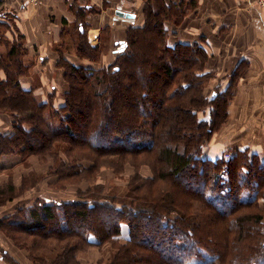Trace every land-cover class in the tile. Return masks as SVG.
I'll return each mask as SVG.
<instances>
[{"label": "trees", "instance_id": "trees-1", "mask_svg": "<svg viewBox=\"0 0 264 264\" xmlns=\"http://www.w3.org/2000/svg\"><path fill=\"white\" fill-rule=\"evenodd\" d=\"M187 7L184 1L145 0L143 27L128 28L125 46L109 66L85 70L65 65L69 91L59 108L20 88L19 78L31 64L23 60L19 39L10 42L0 29V71L5 75L0 114H8L13 127L12 133L0 134V156L56 159L54 145L63 143L70 164L60 161L57 167L61 183L77 177L76 159L91 161L96 170L105 158L119 163L138 154L161 180L202 179L191 195L171 189L146 195L135 188L129 207L107 200L36 199L22 207L27 219L17 224L20 233L30 236L53 234L31 242L35 252H44L36 261L79 264V251L117 239L124 225L125 244L112 243L114 250L102 264H264V214L257 213V201L264 202V160L246 150L227 161L203 157V146L227 120L234 78L206 98L203 91L212 77L205 72L206 51L197 43L167 44L165 23H180ZM83 29L82 23L76 25L78 34ZM78 50L87 54L81 41ZM247 160L253 161L250 168ZM28 184L23 179L18 187L0 185V206L20 197ZM191 202L201 208L195 210Z\"/></svg>", "mask_w": 264, "mask_h": 264}, {"label": "crops", "instance_id": "crops-1", "mask_svg": "<svg viewBox=\"0 0 264 264\" xmlns=\"http://www.w3.org/2000/svg\"><path fill=\"white\" fill-rule=\"evenodd\" d=\"M164 1L176 5L184 1L188 6L180 23H165L167 44L197 43L206 51L205 72L212 77L206 81L203 95L210 99L234 78L227 120L205 144L203 157L217 159L223 153L246 150L264 160L263 11L250 0ZM144 7L145 0H37L36 4L0 0V22L6 23L0 29L10 42L19 39L25 49L23 60L31 64L19 78L20 88L33 90L40 100L59 108L69 91L65 65L85 70L109 66L125 46L128 28L143 27ZM117 11L134 16L120 17ZM80 23L84 29L78 34L76 25ZM79 41L86 46L87 54L78 50ZM4 79L0 71V80ZM12 132V118L0 114V134ZM18 159L0 157V179L6 169L19 166ZM27 173L18 179L12 176V184L18 187ZM62 200L55 197L46 202ZM120 232L118 238L125 241L126 226L121 225Z\"/></svg>", "mask_w": 264, "mask_h": 264}, {"label": "rangeland", "instance_id": "rangeland-1", "mask_svg": "<svg viewBox=\"0 0 264 264\" xmlns=\"http://www.w3.org/2000/svg\"><path fill=\"white\" fill-rule=\"evenodd\" d=\"M26 63H28V61H26ZM199 115L201 118L203 117V114ZM82 141V139H76V142L85 145ZM53 149L56 159L49 157L45 161L39 160V158L34 155L24 159L16 154L2 155L18 156L19 159L16 164L19 163V166L16 165L13 168L10 167L5 170V173L2 172L0 185L5 186L9 183H13L12 176L18 179L22 174L27 172L28 173L22 177L21 182L23 179H28L31 184H28V188H30L28 190L26 189V191L24 190L20 197L10 201H7L6 199V201L0 206V264H13L15 262L18 264H43L35 260L36 256L40 258L43 256V250L35 252L32 248L31 242L34 240L35 242L41 241L42 237H52L53 234L49 235L46 231H42L40 234H33L30 236L29 233H20L18 231L20 229L17 226L20 220L23 221L27 219L26 215H23V208L30 206L36 199L40 198L41 200L46 201L47 199H54L56 197L57 200L69 199V201H75L77 199L79 202L90 199L95 201L107 200L109 203L114 202V204L126 205L129 207L131 206V196L136 189L137 193L146 195H156V192L159 189L165 191L171 189L175 194L177 192L182 195H191V191L196 190L197 187L200 186V181L202 180L196 178V175L193 179H189V181L186 179L175 180V178L169 179L172 181L161 180L153 174L151 166L148 161H146L144 154H138L137 157L125 156L128 159L126 161H123L124 159H122L119 163L105 158L103 159V164L99 168H96V170H92L93 163L91 161H88L85 158L76 159L74 167L77 168L78 171L77 177L66 179L61 183L58 181L59 177L57 171L59 176L60 172L57 167L60 161H66L70 164V161L66 156L68 146L63 143H56ZM228 154L231 158V153ZM222 155L221 157L224 159V156ZM247 161V166L250 168L253 161ZM238 162L239 164L243 163L242 160H239ZM229 164L233 165V163L230 162ZM199 168L200 167H197V169ZM253 179L256 178L250 177L251 181H254ZM187 182H192L193 185H188ZM29 190L30 192H27ZM156 199H158V196ZM257 203V213L264 214L263 200L259 199ZM191 204L196 205L195 210L201 208L197 202H191ZM195 210L193 213L197 212ZM262 223L264 224V218ZM16 226L17 229H14ZM5 230L10 231L11 235H8ZM118 237L119 236L114 240L108 239V243H105L103 247L93 245L79 251L76 255L78 263L102 264V261L106 262L114 250L112 249L114 247L112 243H117L119 245L125 244L124 240H121ZM50 242H52L51 244L56 243L54 241ZM2 252H5V254ZM45 255L46 254H44V256ZM2 257H4L3 260ZM43 261L47 262L48 260L45 258ZM156 262L158 261H155L154 263Z\"/></svg>", "mask_w": 264, "mask_h": 264}, {"label": "built area", "instance_id": "built-area-1", "mask_svg": "<svg viewBox=\"0 0 264 264\" xmlns=\"http://www.w3.org/2000/svg\"><path fill=\"white\" fill-rule=\"evenodd\" d=\"M28 4H36L37 0H25ZM253 4H255L258 8H260L264 13V0H250ZM224 159L228 160L230 158V155L228 153H223ZM223 159V160H224Z\"/></svg>", "mask_w": 264, "mask_h": 264}, {"label": "water", "instance_id": "water-1", "mask_svg": "<svg viewBox=\"0 0 264 264\" xmlns=\"http://www.w3.org/2000/svg\"><path fill=\"white\" fill-rule=\"evenodd\" d=\"M117 16H120V17H125V18H133V14H130V13H124V12H120V11H117L115 13Z\"/></svg>", "mask_w": 264, "mask_h": 264}]
</instances>
